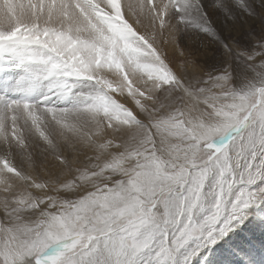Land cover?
<instances>
[{"label": "snow or ice", "instance_id": "snow-or-ice-1", "mask_svg": "<svg viewBox=\"0 0 264 264\" xmlns=\"http://www.w3.org/2000/svg\"><path fill=\"white\" fill-rule=\"evenodd\" d=\"M229 7L0 0V264H192L214 246L209 264H245L264 229L248 219L264 204V35L252 54L224 44L215 71L178 44L217 40V9L239 35ZM233 54L254 73L242 87Z\"/></svg>", "mask_w": 264, "mask_h": 264}, {"label": "rangeland", "instance_id": "rangeland-1", "mask_svg": "<svg viewBox=\"0 0 264 264\" xmlns=\"http://www.w3.org/2000/svg\"><path fill=\"white\" fill-rule=\"evenodd\" d=\"M229 2L228 15L232 17L233 21L238 22L239 35L237 32L229 30L227 24L230 21H227L223 13L218 9L216 15L220 27L216 33L217 40L214 41L204 34H197L194 31H185L183 29L178 35L179 46L195 54L198 62L207 71H215L224 66L226 60L224 44L228 42L235 43L246 53L252 54L258 47L259 38L264 35V0H229ZM212 3H214V0H201V4L211 5ZM206 10L209 9L206 8ZM231 63L234 68V76L239 73L241 77L239 80L234 81L237 87H242L247 80L253 79L252 68L243 57L233 54ZM261 209H264V204L250 209V213L257 215L255 217L249 215L248 219L264 220V213L261 212ZM247 222L246 220L245 223ZM240 227H243V225ZM215 247L204 249L193 259L192 264H209V261L214 259ZM249 248V255L245 256L241 253L239 259L244 260L245 264H264V229L256 230L255 237L251 239ZM216 259H219L218 255Z\"/></svg>", "mask_w": 264, "mask_h": 264}]
</instances>
